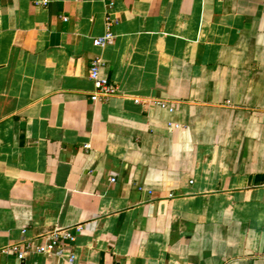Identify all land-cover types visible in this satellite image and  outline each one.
I'll return each mask as SVG.
<instances>
[{
  "label": "crops",
  "instance_id": "1",
  "mask_svg": "<svg viewBox=\"0 0 264 264\" xmlns=\"http://www.w3.org/2000/svg\"><path fill=\"white\" fill-rule=\"evenodd\" d=\"M109 1L0 0V264H264V0Z\"/></svg>",
  "mask_w": 264,
  "mask_h": 264
},
{
  "label": "built area",
  "instance_id": "2",
  "mask_svg": "<svg viewBox=\"0 0 264 264\" xmlns=\"http://www.w3.org/2000/svg\"><path fill=\"white\" fill-rule=\"evenodd\" d=\"M108 10L106 14V30L105 33L101 36L93 38V44L96 47H104L107 44L111 43L114 39V33L112 31L113 20L110 14L109 9L114 5V0H110L108 3ZM66 19V18H65ZM105 61L102 54H97L91 60L89 67V76L94 82V91L91 94V99L93 102L99 101H108L112 96L118 93L117 85L110 81L107 77L103 76L101 69L104 66ZM136 102H139L140 99L136 98ZM149 102L169 110H174V108L169 105L166 101L159 100L156 98L150 99ZM90 145H84L85 148H89ZM81 227L77 226L76 231ZM25 230L22 233L25 234ZM75 232L69 230H55L49 236L46 237L45 242L36 247V251L40 254H61L66 249V246L69 242L74 241ZM33 245L31 241H17L5 247V251L14 253L19 259H25L27 254L33 251Z\"/></svg>",
  "mask_w": 264,
  "mask_h": 264
}]
</instances>
